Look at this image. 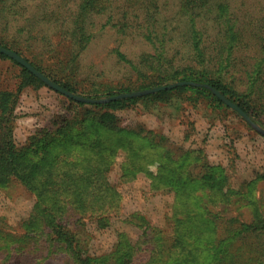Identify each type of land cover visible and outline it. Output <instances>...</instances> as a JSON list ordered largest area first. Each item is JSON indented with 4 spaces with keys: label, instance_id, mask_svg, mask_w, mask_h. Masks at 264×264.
Returning a JSON list of instances; mask_svg holds the SVG:
<instances>
[{
    "label": "trees",
    "instance_id": "1",
    "mask_svg": "<svg viewBox=\"0 0 264 264\" xmlns=\"http://www.w3.org/2000/svg\"><path fill=\"white\" fill-rule=\"evenodd\" d=\"M98 20L120 41L112 55L149 80L152 85L146 88L161 87L167 79L191 85L88 105L119 109L138 101L166 103L190 92L230 109L215 89L253 123L264 125V0H0V46L76 95L72 85L45 71V54L58 58V75H73L99 33ZM128 38H138L150 51L129 56L121 49ZM13 61L21 68L18 91L42 84ZM16 99L15 93L0 91V190L18 184L34 195L35 205L16 229L0 216L4 259L20 257L34 264L62 255L65 264H133L144 248L148 257L140 264H264V207L251 199L256 181L244 191L231 189L224 170L203 159V174L185 173L181 167L187 151L178 157L139 134L84 119L66 118L33 143L34 150L19 148L13 134ZM119 151L126 155L120 165L123 183L144 174L151 192L174 196L168 230L152 226L140 212L117 217L123 198L108 174ZM153 164L158 171L147 169ZM114 220L139 229L140 242L118 232L108 253H92L89 225L102 231Z\"/></svg>",
    "mask_w": 264,
    "mask_h": 264
},
{
    "label": "rangeland",
    "instance_id": "2",
    "mask_svg": "<svg viewBox=\"0 0 264 264\" xmlns=\"http://www.w3.org/2000/svg\"><path fill=\"white\" fill-rule=\"evenodd\" d=\"M99 20L97 21L99 33L80 57L79 69L73 75H58L59 67L56 64L58 58L48 53L45 54L47 57L45 71L72 85L77 92L76 95L87 99L100 98L97 103L102 105L110 103L111 101L107 100L113 96L158 88H146L152 85L149 80L139 77L129 66L117 62L112 55V49L119 45L120 41L112 37L111 33L103 31ZM52 42L56 43L58 40L53 39ZM61 49L60 46L58 51ZM121 49L133 58L142 52L150 51V48L143 45L138 38L126 39ZM56 54L59 55V52ZM28 58L33 61L31 57ZM180 82L176 79H167L162 86ZM20 83H22L20 66L11 59L1 57L0 91H10L17 95L13 122L17 147L24 148L30 145L31 150H34L36 145L33 143L44 137L46 131L62 124L64 119H84L88 123L139 134L159 144L161 149H170L178 157L187 151L188 157L181 167L185 173L203 174L207 170L202 168L200 159H203L209 167L224 170L231 189L244 191L248 183L256 181L254 197L251 199L252 202L259 201L264 207V125L254 123L257 129L232 108L218 106L212 98H206L204 95L196 97L186 92L183 95H175L166 103L138 101L124 108L102 110L88 105L89 103L78 105L75 101L71 102L68 97L47 87L43 82L41 85L26 84L18 91ZM143 87L145 89H139ZM110 94L112 96L106 97ZM105 115L108 118H105ZM157 153L158 150L151 152L150 157L156 158ZM125 156L123 151L117 153L116 164L108 174L109 182L120 191L123 198L121 212L117 217L125 219L128 215L140 212L144 214L149 224L166 230L169 227L174 196L169 193L151 192L144 174L139 175L134 182L123 183L120 180V165ZM161 156L162 153L160 161ZM160 164L165 166L164 162ZM146 167L152 171L159 169L158 164ZM34 205V195L18 184L0 190V216L5 217L15 229L20 222L30 216ZM235 207L240 208L243 205L235 203ZM89 230L92 235L91 251L97 255L108 253L112 249L118 232L128 234L133 243L140 242L142 237L139 229L124 224L121 220H114L113 226L102 231H98L90 224ZM147 257L146 249L143 248L136 255L133 264L143 263ZM0 264L33 263L26 262L20 257L4 259L0 254ZM34 264H65V261L61 255L53 257L46 263Z\"/></svg>",
    "mask_w": 264,
    "mask_h": 264
},
{
    "label": "water",
    "instance_id": "3",
    "mask_svg": "<svg viewBox=\"0 0 264 264\" xmlns=\"http://www.w3.org/2000/svg\"><path fill=\"white\" fill-rule=\"evenodd\" d=\"M0 53L10 57L11 59H13L16 62H18L19 64H21L26 69H28L32 74H34L38 79H40L44 84H46L47 87H50V88L56 90L57 92L61 93L62 95L66 96V97L73 99L77 102H83V103H96V102H98L96 100H91V99H87V98L79 96V95H75V94L67 91L66 89L62 88L61 86H59L58 84H56L55 82H53L52 80L47 78L44 74L39 72L34 66H32L29 62H27L24 58L17 55L16 52L11 51V50H7V49L0 46ZM189 84L191 85V83H189V82H180L177 84H173V85H169V86H162V87L154 88L151 90L134 92V93L123 94V95H117V96L110 97L107 101H117L120 99H128V98H136V97L140 98L142 96L153 94V93H156L159 91H163V90H167V89H173V88H176L179 86H187ZM212 92L217 97H219V99L221 101H223L227 106H229L233 110L237 111L249 124L254 125L253 121L236 104H234L232 101L227 99V97H224L223 95H221L217 90L212 89ZM255 127L257 128V126H255Z\"/></svg>",
    "mask_w": 264,
    "mask_h": 264
}]
</instances>
